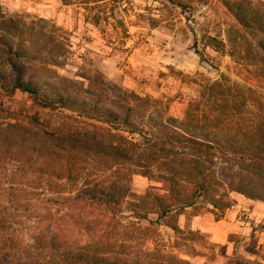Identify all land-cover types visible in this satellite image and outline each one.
I'll return each instance as SVG.
<instances>
[{"label":"rangeland","instance_id":"374dc122","mask_svg":"<svg viewBox=\"0 0 264 264\" xmlns=\"http://www.w3.org/2000/svg\"><path fill=\"white\" fill-rule=\"evenodd\" d=\"M262 44L264 0H0L1 67L9 69L6 62L16 59L50 83L71 80L115 110L129 106V95L137 94L146 99V116L194 132L263 135ZM0 109L61 134H92L99 125L66 109H41L22 92L0 94ZM5 177L0 168V258L39 255V264H57L49 244L34 240L33 227L43 223L47 231L62 230V197L35 190L32 177L10 189ZM150 186L162 187L140 174L132 178L131 189L139 196ZM235 197L250 200L233 194V205ZM194 213L186 209L179 217L184 237L160 228L157 242L191 264H264V238L258 235L264 221L249 224L248 208L240 216L247 230L230 235L224 245L200 232L189 240L187 233L197 232L188 228ZM121 227L113 220L109 238L119 232L125 237L124 231L127 238L136 235ZM140 243L146 250L155 245Z\"/></svg>","mask_w":264,"mask_h":264},{"label":"trees","instance_id":"16d2710c","mask_svg":"<svg viewBox=\"0 0 264 264\" xmlns=\"http://www.w3.org/2000/svg\"><path fill=\"white\" fill-rule=\"evenodd\" d=\"M260 50L264 54V44ZM6 63L9 69L0 64V94L22 92L41 109H66L99 124L92 134H61L0 109V168L13 182L10 189L32 177L35 190L62 197V230L47 231L43 223L33 227L34 240L49 244L57 264H191L157 242L160 228L184 237L178 221L186 209L197 215L205 207L220 218L232 207L233 194L264 203V133L233 138L194 132L146 116V99L137 94L129 95V106L115 110L71 80L53 84L16 59ZM138 174L162 187L135 194L131 182ZM113 220L136 235L127 238L124 231L125 237L119 232L109 238ZM187 234L192 241L198 232ZM140 242L155 245L146 250ZM13 257L0 258V264L40 263L39 255Z\"/></svg>","mask_w":264,"mask_h":264},{"label":"crops","instance_id":"0c3cea01","mask_svg":"<svg viewBox=\"0 0 264 264\" xmlns=\"http://www.w3.org/2000/svg\"><path fill=\"white\" fill-rule=\"evenodd\" d=\"M235 200L237 202L220 218H216L211 211L193 215L188 221V228L206 235L215 244L224 245L230 235L234 233L244 234V231L247 230L245 225L253 224L254 221H264V203L245 200V198V201H243L239 197H235ZM245 208L250 211L249 218L252 221L249 224L241 221V212ZM181 220L185 222L186 219ZM258 235L264 238V231Z\"/></svg>","mask_w":264,"mask_h":264}]
</instances>
